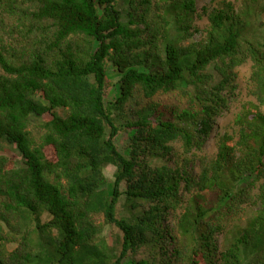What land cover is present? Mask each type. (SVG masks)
<instances>
[{
    "label": "trees",
    "instance_id": "obj_1",
    "mask_svg": "<svg viewBox=\"0 0 264 264\" xmlns=\"http://www.w3.org/2000/svg\"><path fill=\"white\" fill-rule=\"evenodd\" d=\"M0 18L20 155L0 153V264H264V0H0ZM249 63L253 100L217 124Z\"/></svg>",
    "mask_w": 264,
    "mask_h": 264
},
{
    "label": "rangeland",
    "instance_id": "obj_2",
    "mask_svg": "<svg viewBox=\"0 0 264 264\" xmlns=\"http://www.w3.org/2000/svg\"><path fill=\"white\" fill-rule=\"evenodd\" d=\"M212 0H197V7L198 9H202L206 5H208ZM10 29L8 22L1 21L0 18V38L5 37V33L8 32ZM238 76H239V89L236 90V95L233 96L230 99L229 104V110L223 112L219 118L217 119V124H229L233 120L234 114L241 109V107L247 103L253 100L252 95L250 94V89H252V85L250 82V76H251V64H247L237 70ZM110 75V82H111V89L109 91L108 99L107 100H115V98L118 96L119 93V81L120 76L116 73H113L112 70L109 71ZM165 101L167 102H173L174 98L171 96L170 98L165 97ZM61 115H65V112L59 111ZM215 135L212 134L211 139L205 144L204 150L206 152H211L213 150V137ZM129 143L128 135L125 133H121L117 139L116 144L120 151L124 152L127 145ZM0 153L5 154L6 156L12 158L17 163L20 162V155L16 148L7 142L0 140ZM115 172V169L113 167H108L106 169V175L109 179V182L112 183L113 180V173ZM112 187V186H110ZM119 212L120 215L127 216L128 214L125 212L124 203L123 201L119 204ZM106 238L110 241L111 240V229L107 228L105 231Z\"/></svg>",
    "mask_w": 264,
    "mask_h": 264
}]
</instances>
